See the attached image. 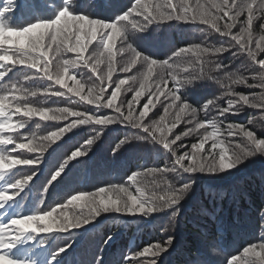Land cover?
Returning <instances> with one entry per match:
<instances>
[{"label":"clouds","instance_id":"obj_1","mask_svg":"<svg viewBox=\"0 0 264 264\" xmlns=\"http://www.w3.org/2000/svg\"><path fill=\"white\" fill-rule=\"evenodd\" d=\"M44 3L51 16L19 29L0 26V81L17 66L31 70L0 85V133H17L0 135V144L19 150L12 165L41 163L53 145L81 129L87 135L66 161L88 156L114 131L119 135L107 146L110 159L139 147L151 151L153 160L137 161L121 180L74 188L46 207L49 189L65 170L62 162L34 208L0 226V264H14L11 250L26 234L71 240L73 230L102 217L147 221L162 214L168 219L159 232L166 239L119 261L159 264L173 246L175 235L169 233L176 232L197 183L264 158V0H130L110 21L95 16L96 0ZM183 26H190V35L173 39L170 33ZM165 33L162 57L142 47L144 38L160 40ZM202 86L215 91L192 102ZM17 116L22 119L13 121ZM245 116L242 122L230 119ZM35 175L26 168L25 178L13 186L22 183L23 190ZM3 193L0 200L7 203ZM259 226V241L230 258L221 253L222 264H264V206ZM101 262L102 255L93 264Z\"/></svg>","mask_w":264,"mask_h":264},{"label":"trees","instance_id":"obj_2","mask_svg":"<svg viewBox=\"0 0 264 264\" xmlns=\"http://www.w3.org/2000/svg\"><path fill=\"white\" fill-rule=\"evenodd\" d=\"M17 3L20 7L0 20V26L19 29L28 26L37 17L52 15V10L45 5L44 0H17ZM56 3L59 4L60 0H56ZM129 3L130 0H96L95 16L110 21L116 14L123 12ZM170 35L173 39L181 36L186 39L190 35V26H183L179 32L173 30ZM167 38V33L163 34L160 40L148 36L141 44L145 49L153 50L162 57L167 46ZM25 71L31 70L17 66L5 76L0 85L19 80ZM33 84L37 85L38 82L34 81ZM214 91L211 86H202L192 93V102L198 103L211 96ZM258 111L248 110L251 113ZM245 118L246 116L230 117L241 122ZM17 119L22 117H13V121ZM29 127L22 129L21 132L26 133L32 126ZM5 135L15 136L17 133ZM86 135L83 129L68 134L63 141L53 145L41 163L34 166L12 165V158L0 160V171L7 170L0 177V190H6L3 194L11 200L0 208L3 216L19 219L21 215L30 212L49 180L54 166L70 155ZM117 135L118 131L109 132L88 156L71 161L61 177L49 189L45 206L58 202L63 195L81 185L94 188L103 185L109 177L121 180L135 167L137 161L144 160L150 163L153 160L151 151L144 152L139 147H130L116 158L110 159L107 146ZM11 147L13 146L9 145V148ZM18 156L19 150L13 153L14 158ZM26 168H31L36 175L23 190L17 191L13 185L25 178ZM12 195L13 199L10 197ZM262 206H264V158L252 159L239 169L219 178L202 179L183 205L179 226L175 233H169L175 235L173 246L161 256L159 264H222L221 253H225L229 258L240 254L247 244L258 242L260 239L259 209ZM167 219L162 214H154L147 221L137 217H125L119 221L102 217L96 224L73 230L75 235L71 240L64 234H26L27 238L23 237L21 246L27 249V253L19 256L11 254L10 258H13L16 264L27 261V256L32 264H53V255L64 247L65 252L59 254V259L54 260V264H93L96 257L101 255L104 264H119L129 252H139L157 241L162 243L166 236L159 232V228ZM0 226H3L1 217ZM116 228L119 229L117 234L105 244L104 240ZM211 242H215L217 246V255L211 252L213 246ZM69 244L70 247L67 246ZM21 257H24L23 260Z\"/></svg>","mask_w":264,"mask_h":264},{"label":"snow or ice","instance_id":"obj_3","mask_svg":"<svg viewBox=\"0 0 264 264\" xmlns=\"http://www.w3.org/2000/svg\"><path fill=\"white\" fill-rule=\"evenodd\" d=\"M19 7H20V4L17 3V0H0V20H3L9 12H13L14 10L18 9ZM3 27H5L6 29L11 28L10 26H3ZM0 82H2V81H0ZM2 135H5V133H3ZM9 145H12L13 147L9 148ZM14 148H15L14 144H7V145L0 144V159H4V160H7L8 158L15 159L13 157V153H15L13 151ZM77 158H81V157H79V155H78ZM77 158H75L71 161H74ZM71 161H66L65 159H62L61 162H59L56 166H54L53 172L57 171L60 168L62 162L64 163L65 168H66L70 164ZM29 165L34 166L36 164L33 163V164L24 165V166H29ZM6 172H7V170L6 171H0V177H2ZM50 178H51V175H50L49 179ZM21 187H23L22 183L20 185H16L14 188L17 191H19V190H21ZM0 191H6V190H0ZM10 197H12V199H13V195ZM9 201H11V200H9ZM0 204H4V206H6V203L4 201H0ZM15 220L16 219H12L11 221H15ZM62 252H65V249H59V252H57L56 254L59 255ZM145 257H147V256H145ZM53 264H54V259H53ZM101 264H102V262H101ZM129 264H132L131 260H129Z\"/></svg>","mask_w":264,"mask_h":264},{"label":"rangeland","instance_id":"obj_4","mask_svg":"<svg viewBox=\"0 0 264 264\" xmlns=\"http://www.w3.org/2000/svg\"><path fill=\"white\" fill-rule=\"evenodd\" d=\"M0 217H1V220L3 221V225H11V220H12V217L11 216H3V213L0 212ZM11 238V237H9ZM22 250V247H21V244H20V240L17 242L16 245H14L13 249L11 250V253H19L21 252ZM16 264V263H14Z\"/></svg>","mask_w":264,"mask_h":264}]
</instances>
